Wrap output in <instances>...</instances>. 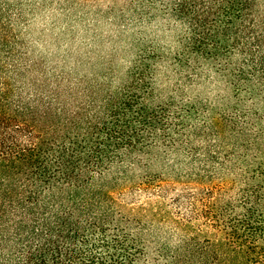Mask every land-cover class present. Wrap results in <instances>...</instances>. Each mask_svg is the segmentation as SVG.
Returning <instances> with one entry per match:
<instances>
[{"label":"trees","instance_id":"16d2710c","mask_svg":"<svg viewBox=\"0 0 264 264\" xmlns=\"http://www.w3.org/2000/svg\"><path fill=\"white\" fill-rule=\"evenodd\" d=\"M169 3L191 52L239 51L231 85L264 94V0ZM154 58L121 92L88 85L71 108L20 103L0 76V264H264V166L239 170L214 140L243 135L246 158L261 135L246 112L191 127L198 109L146 103ZM230 173L245 180L235 196Z\"/></svg>","mask_w":264,"mask_h":264},{"label":"clouds","instance_id":"9594fccd","mask_svg":"<svg viewBox=\"0 0 264 264\" xmlns=\"http://www.w3.org/2000/svg\"><path fill=\"white\" fill-rule=\"evenodd\" d=\"M0 35L10 49L0 52V76L20 103L71 108L88 85L119 93L148 53L149 105L171 104L170 116L194 107L187 122L199 127L235 103L229 77L239 51L217 59L191 52V27L169 0H0ZM242 111L264 116V94Z\"/></svg>","mask_w":264,"mask_h":264},{"label":"rangeland","instance_id":"374dc122","mask_svg":"<svg viewBox=\"0 0 264 264\" xmlns=\"http://www.w3.org/2000/svg\"><path fill=\"white\" fill-rule=\"evenodd\" d=\"M241 89V88H240ZM240 89H234L233 90V99L235 103L231 104L229 106L230 110L226 112H219L216 114V117L220 115H228V116H235L237 118L243 117L245 114L244 111H242V105L246 100H250L254 96V92H251L247 88ZM215 117V118H216ZM253 119L250 120V124L254 127V132L257 134L259 133L261 135L260 141H258L257 144H260V149L255 151L252 149L251 152H248L246 154L245 158V152H242L240 145V140L242 139V136H233L230 134L225 133L224 135H221L220 138L214 137L215 143L223 150L222 155L226 154V152L234 153L235 157L238 161L235 162L236 166L239 167V170H245V162L249 163L250 166L256 167L257 165L264 166V116H262L259 112L253 113ZM242 120V119H240ZM245 127V125L243 126ZM234 145V147H233ZM233 147V148H232ZM239 173V171H238ZM228 178V182L231 183V195L235 196L242 188L245 186V180L241 178L239 175H232L231 173L229 175H226ZM168 204L166 207H168ZM170 224L164 225V231H170ZM173 233V232H172Z\"/></svg>","mask_w":264,"mask_h":264}]
</instances>
